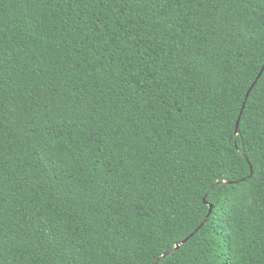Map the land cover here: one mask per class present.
<instances>
[{
  "label": "trees",
  "instance_id": "1",
  "mask_svg": "<svg viewBox=\"0 0 264 264\" xmlns=\"http://www.w3.org/2000/svg\"><path fill=\"white\" fill-rule=\"evenodd\" d=\"M263 67L264 0H0V264H264Z\"/></svg>",
  "mask_w": 264,
  "mask_h": 264
},
{
  "label": "water",
  "instance_id": "2",
  "mask_svg": "<svg viewBox=\"0 0 264 264\" xmlns=\"http://www.w3.org/2000/svg\"><path fill=\"white\" fill-rule=\"evenodd\" d=\"M263 68H264V67H263ZM263 68H262V70H263ZM261 72H262V71H261ZM260 74H261V73H260ZM260 74H259V76H260ZM259 76H258L257 78H259ZM253 85H254V84H253ZM253 85H252V87H253ZM252 87H251V88H252ZM251 88H250V90L248 91V93H247V95H246V98L248 97V94H249V92L251 91ZM245 100H246V99H245ZM243 105H244V104H243ZM237 125H238V121H237V123H236V128H237ZM211 210H212V207L209 208V213H211ZM205 221H206V219H205ZM199 228H200V227H199ZM199 228H198V229H199ZM198 229H197L193 234H191V235H190L185 241H187L189 238H191V237H192V236L198 231ZM185 241H184V242H185ZM184 242H183V243H184ZM177 248H178V246L176 247V249H177Z\"/></svg>",
  "mask_w": 264,
  "mask_h": 264
}]
</instances>
